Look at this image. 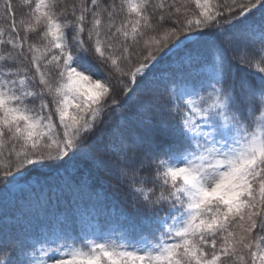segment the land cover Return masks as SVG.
<instances>
[{
	"label": "snow or ice",
	"instance_id": "snow-or-ice-1",
	"mask_svg": "<svg viewBox=\"0 0 264 264\" xmlns=\"http://www.w3.org/2000/svg\"><path fill=\"white\" fill-rule=\"evenodd\" d=\"M0 21V264H264V0Z\"/></svg>",
	"mask_w": 264,
	"mask_h": 264
},
{
	"label": "trees",
	"instance_id": "trees-1",
	"mask_svg": "<svg viewBox=\"0 0 264 264\" xmlns=\"http://www.w3.org/2000/svg\"><path fill=\"white\" fill-rule=\"evenodd\" d=\"M20 3V0H14V4H19ZM22 9L20 7H17L16 9V15L17 17H19L20 13H21ZM0 24H4L3 21H0ZM4 26L6 27L7 24H4ZM114 192V189L107 183H104V184H100L98 183L96 188H95V192L92 194L93 197L95 196V194H99L101 198H103L105 195H107L109 197V200L107 201L109 204L112 203V200H111V196ZM51 193H49L50 195ZM53 194L55 195V190H53ZM59 195V193H58ZM83 197H84V200L86 202H88V199H89V196L87 193H84L82 194ZM70 196V194L68 192H65L64 194V197L65 198H68ZM116 200L120 202V205L125 209V211H130V208L128 207L127 204H124L122 201H120V198L119 197H116ZM109 211L111 210L110 208L108 209Z\"/></svg>",
	"mask_w": 264,
	"mask_h": 264
}]
</instances>
